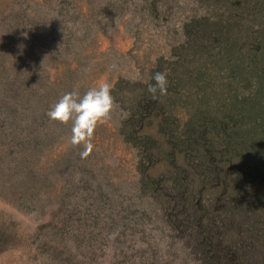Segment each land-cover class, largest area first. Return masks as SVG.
Segmentation results:
<instances>
[{"label":"rangeland","instance_id":"1","mask_svg":"<svg viewBox=\"0 0 264 264\" xmlns=\"http://www.w3.org/2000/svg\"><path fill=\"white\" fill-rule=\"evenodd\" d=\"M261 67L264 0H0V264H264ZM102 81L73 144L47 113Z\"/></svg>","mask_w":264,"mask_h":264},{"label":"clouds","instance_id":"2","mask_svg":"<svg viewBox=\"0 0 264 264\" xmlns=\"http://www.w3.org/2000/svg\"><path fill=\"white\" fill-rule=\"evenodd\" d=\"M152 79L155 84L149 85V92L155 94L159 91L164 94L168 84L166 74L157 72ZM112 87L109 82L102 81L90 88L82 97L75 91L65 93L50 108L47 116L50 120L60 124L71 122V142L73 144L90 142L97 125L107 122L116 107L111 95Z\"/></svg>","mask_w":264,"mask_h":264},{"label":"trees","instance_id":"3","mask_svg":"<svg viewBox=\"0 0 264 264\" xmlns=\"http://www.w3.org/2000/svg\"><path fill=\"white\" fill-rule=\"evenodd\" d=\"M240 2H241V1H240ZM197 23H198V26L201 25L199 22H197ZM205 47L209 48V46H208L207 44L205 45ZM253 70H255V68H254ZM260 70H261V72H262V71H264V68L261 67ZM231 71H232V70H231ZM232 72H233V71H232ZM261 72L257 70V71H254V72L252 73V75H254L255 78H260V77H261ZM255 78L249 79V81H252V80H254ZM258 80H260V79H258ZM253 83H254V81H253ZM257 84L260 85L261 82L257 81ZM261 93H262V87H259L258 89L253 90V92H251V93L249 94V98H250V99H249V98H246V101L248 100V101L250 102L251 99H253V98H255V97H257V98L260 100V98H259L258 96H259ZM256 105H257V104H256ZM217 106H218V105H217ZM210 110H211V108H209L208 111L202 115V116H203V120L200 119V121L197 123L198 125H201V126H203V127H206V124H208L209 121L213 118V117H210V115L208 114V113H211V112H212V111H210ZM250 112L253 113V110L250 109ZM239 124H241V123H239ZM230 129L233 130V127H231ZM239 129H240V130H239ZM239 129L236 128L235 131H237V130H239V131L244 130V126H240ZM224 132H225V129H224ZM217 140H218V142H217ZM221 140H222V138L211 139L212 142H214V143H216V144H218V145H221ZM224 144H227L228 152H229V153L232 152V155H234V154H236V153L238 152V146H235V145L233 144V139H232L231 141L225 142ZM216 148H217V147H216ZM210 150H211L212 152L215 151V149H214L213 147H210ZM220 153H221V150H220Z\"/></svg>","mask_w":264,"mask_h":264}]
</instances>
